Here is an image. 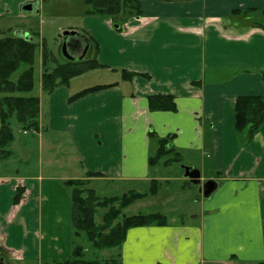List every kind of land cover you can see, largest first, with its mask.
Returning <instances> with one entry per match:
<instances>
[{"label": "crops", "instance_id": "1", "mask_svg": "<svg viewBox=\"0 0 264 264\" xmlns=\"http://www.w3.org/2000/svg\"><path fill=\"white\" fill-rule=\"evenodd\" d=\"M41 1L0 0V15L23 18L29 14L23 6L31 4L34 10ZM134 1L142 16L128 19L122 30L112 29L107 17L82 18V31L91 40L87 58L94 54L106 69L122 67L134 77L124 80L120 73L113 82L93 85L112 86L72 102L69 97L93 86L72 92L69 84L41 95L38 129L22 131L32 139L18 142L23 152L36 139L39 150L60 142L73 166L63 175L0 172L1 264H41L70 256L78 239L64 181L88 179L100 189L124 185L127 190L151 181H187L183 173L163 177L159 166L148 164L157 140L164 138H171L180 163L198 170L201 181H216L217 189L204 199L191 185L199 206L192 215L197 223L171 220L130 228L121 264L264 261V122L249 142L234 128L236 99L264 97V31L250 23L224 24L233 10L257 7L252 0ZM151 95L173 97L176 111H150ZM10 151L0 168L13 160L15 151ZM47 160L57 163V154ZM92 173L99 176L88 178ZM18 189L21 198L15 203Z\"/></svg>", "mask_w": 264, "mask_h": 264}, {"label": "trees", "instance_id": "2", "mask_svg": "<svg viewBox=\"0 0 264 264\" xmlns=\"http://www.w3.org/2000/svg\"><path fill=\"white\" fill-rule=\"evenodd\" d=\"M87 9L84 15L102 16L111 20L119 30L130 18L142 16L139 4L134 0H83ZM258 9H236L232 15L236 18H248ZM259 14L264 17V8ZM264 30V25H257ZM91 41L88 37V42ZM41 47L40 53V87L44 94H50L60 87H68L70 81L80 75L95 69L106 68L95 58L85 59L79 62H71L58 57L51 52L43 40L38 36L27 40L23 35L5 37L0 39V161L11 157L10 145L14 141L13 121L15 128L23 132L36 131L39 124V98L27 96L33 89V75L35 52ZM21 66L26 70L17 78L11 80V76ZM124 80H131L133 72L121 70ZM113 85V84H112ZM112 85H98L86 88L71 97L69 102L75 101L87 94L106 89ZM150 111L175 112L176 105L173 97L169 95H151L148 97ZM264 122V97L241 96L234 104V128L237 133L245 134V142H249L258 132ZM171 138L157 140V148L148 158L150 166L159 163L168 166L180 163L181 158L170 145ZM99 176L88 174V178ZM188 182V181H187ZM70 191L71 222L74 239H79L84 234L86 241L93 250L92 258L87 259L88 250L77 243L73 244L70 256L61 261L42 262L41 264H121V246L126 232L130 228L147 226H164L167 219L160 213L138 214L126 217L123 210L135 202L148 196H154L159 189L157 181L150 182L148 193H139L129 190L120 196H99L88 179L67 180L63 182ZM189 183V182H188ZM21 198V190L18 189L14 197L17 203ZM103 210L101 220H96L98 210ZM77 242V241H76ZM105 250H114L106 258H100L98 254ZM258 264H264L260 262Z\"/></svg>", "mask_w": 264, "mask_h": 264}, {"label": "rangeland", "instance_id": "3", "mask_svg": "<svg viewBox=\"0 0 264 264\" xmlns=\"http://www.w3.org/2000/svg\"><path fill=\"white\" fill-rule=\"evenodd\" d=\"M172 1L184 2V0ZM251 2L254 4L253 7H257V12L251 13L252 15L248 18H235L232 15L229 21L224 22V24L231 25L233 22L237 21L238 23H250L254 27H257L258 24L264 25V17H262L258 12L260 9L264 8V0H252ZM86 9L87 6L84 4L83 0H42L35 6L34 10L31 13L25 15V17L23 18L16 17L15 15H0V39L5 37L17 36L18 34H20L19 32L29 33L30 35L34 34L38 36L40 40H43V42L46 44V47L58 57L57 59L61 63L62 59L59 57V55H61L62 53L59 52V35L63 31L74 30L85 36L82 31V18ZM113 27L114 25L112 23V29ZM117 27H120L119 30L123 29L122 25ZM259 29L263 30L262 28ZM40 53L41 47H38L35 52V63L33 66L34 86L30 93L25 94L27 96H46V94H43L40 87ZM94 57L95 56L93 54L91 56V59H93ZM24 70H26V67L21 66L16 72L12 74L11 80L16 81ZM121 70L122 67L117 66H113L110 69H95L76 78H73L69 83L70 89L72 90V92H77L79 90H82L83 88L96 84L113 82L114 80L118 79ZM11 126L14 130V141L10 145V149L15 151L14 158L11 162L6 163V166L4 168H0V172L8 171L9 173H13L16 169H18L23 174H36L38 171H40L42 172V174L53 173L55 175H63L64 173L66 174L68 172L70 166H73V161L70 158H67V151L65 152L66 149H64L63 151V149L60 148V142H56L57 148L53 147L51 148V150L49 149V151H47L45 148H40L41 150H39L36 144V139L35 144H32L31 147L26 148L24 150L25 152H23L21 150V147H19L18 142L23 139L32 140L31 135H22V131L15 128L12 120ZM62 152H65V155H63ZM56 154L58 162L56 163L54 161L53 163V160H51V163L53 164L47 163V159H50L54 156L56 157ZM182 165L185 166L183 163H173V168L171 170H164L161 168L162 164L159 163L157 166H159L160 168L157 169H159L162 176L165 177L175 173H183V170L180 168ZM90 186L95 188L97 194L102 197L120 196L121 194L129 191L127 190L129 187L124 185L116 187V189H114V186L112 185L102 187V189H100V186L98 188L97 184H93ZM149 188L150 185L145 182L143 184L134 185V189L130 190H135L139 193H148ZM195 199L196 190L187 181L171 182L170 184L160 181L158 193L156 196H148L142 200L135 202L128 208L124 209L123 214L126 217H130L138 214L160 213L166 217L168 222L174 220L176 223H180L182 221L197 223L199 221V218H192L193 214H197L199 212V206L197 205V203H195ZM103 212L104 211L101 209L98 210V214L96 217L98 223L101 220V215L103 214ZM76 243L78 245L84 246L88 250V253H86V258L91 259V253L93 250L90 248L88 241H86L84 234L81 235ZM113 251L114 250H105L98 255L100 258L104 259L110 253H113Z\"/></svg>", "mask_w": 264, "mask_h": 264}, {"label": "water", "instance_id": "4", "mask_svg": "<svg viewBox=\"0 0 264 264\" xmlns=\"http://www.w3.org/2000/svg\"><path fill=\"white\" fill-rule=\"evenodd\" d=\"M22 10L25 12L31 13L33 10V7L31 4L25 5L22 7ZM77 34L75 31H63L60 35L59 38L62 39V43L60 44V51L62 53V56L70 60L71 57L68 55L66 51V45H65V39L70 36H74ZM23 37L25 40L28 39L27 33L23 34ZM183 170V177L188 180L190 185L196 186L197 187V193L204 199H207L211 196V194L217 189L218 183L214 180H206V181H201V176L200 172L196 169H192L187 166H181L180 167ZM0 260V264H1Z\"/></svg>", "mask_w": 264, "mask_h": 264}, {"label": "flooded vegetation", "instance_id": "5", "mask_svg": "<svg viewBox=\"0 0 264 264\" xmlns=\"http://www.w3.org/2000/svg\"><path fill=\"white\" fill-rule=\"evenodd\" d=\"M61 43H62V39H60V44ZM60 44H59V52L61 53ZM65 45H66V51L68 55L71 57V59L68 61L79 62L87 59V52H88L87 49L90 44L84 35L77 33L74 36L67 37L65 39ZM61 57L65 59L62 56V54Z\"/></svg>", "mask_w": 264, "mask_h": 264}, {"label": "built area", "instance_id": "6", "mask_svg": "<svg viewBox=\"0 0 264 264\" xmlns=\"http://www.w3.org/2000/svg\"><path fill=\"white\" fill-rule=\"evenodd\" d=\"M262 191L264 192V188H262Z\"/></svg>", "mask_w": 264, "mask_h": 264}]
</instances>
